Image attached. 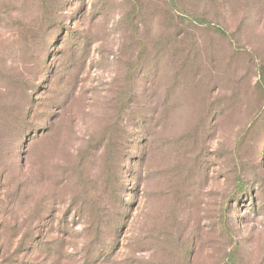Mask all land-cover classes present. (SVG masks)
<instances>
[{
    "label": "rangeland",
    "instance_id": "374dc122",
    "mask_svg": "<svg viewBox=\"0 0 264 264\" xmlns=\"http://www.w3.org/2000/svg\"><path fill=\"white\" fill-rule=\"evenodd\" d=\"M0 264H264V0H0Z\"/></svg>",
    "mask_w": 264,
    "mask_h": 264
}]
</instances>
